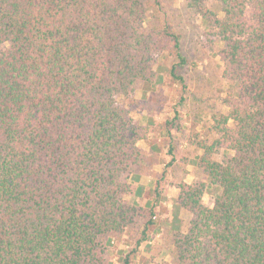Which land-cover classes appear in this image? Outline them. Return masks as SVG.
<instances>
[{
    "label": "trees",
    "instance_id": "16d2710c",
    "mask_svg": "<svg viewBox=\"0 0 264 264\" xmlns=\"http://www.w3.org/2000/svg\"><path fill=\"white\" fill-rule=\"evenodd\" d=\"M183 8L223 44L228 112L212 142H194L206 181L177 186L176 209L192 218L169 264H264V0ZM166 53L186 88L182 32L161 0H0V264H110L108 243L145 218L146 241L156 214L125 197L151 130L120 100L160 80ZM168 155L171 166L173 140Z\"/></svg>",
    "mask_w": 264,
    "mask_h": 264
},
{
    "label": "rangeland",
    "instance_id": "374dc122",
    "mask_svg": "<svg viewBox=\"0 0 264 264\" xmlns=\"http://www.w3.org/2000/svg\"><path fill=\"white\" fill-rule=\"evenodd\" d=\"M171 21L182 32L184 52L190 66L178 69L186 80L187 87L169 76L176 62L170 54L155 58V70L160 80L153 86L138 82L136 92L130 100H120L138 125L151 130L148 140L138 146L144 161L130 174L134 183L131 195L125 198L142 206L147 214L154 212V224L147 229V239L140 246L147 218L124 236L113 238L108 243L110 264H169L172 260L173 241L177 229L187 231L192 215L186 210H177L178 184L183 180L194 184L197 179L196 161L202 155L194 142H212L217 137L214 116L218 112L227 114L221 104L227 96L228 84L224 79V64L218 55L223 44L210 41L209 29L203 19L183 8L184 0H161ZM146 26H149L148 21ZM181 97L185 103L179 105ZM176 111L178 114L176 115ZM178 118L170 130L164 129L166 122ZM173 140L176 161L168 155ZM164 176V179H163ZM160 181L157 187L156 182ZM213 189L204 196V203L212 206ZM136 253H132L136 250Z\"/></svg>",
    "mask_w": 264,
    "mask_h": 264
}]
</instances>
